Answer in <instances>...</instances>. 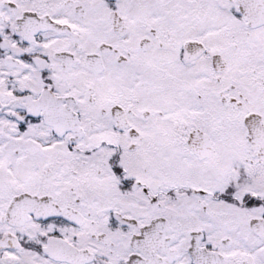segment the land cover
<instances>
[{"label": "snow or ice", "instance_id": "obj_1", "mask_svg": "<svg viewBox=\"0 0 264 264\" xmlns=\"http://www.w3.org/2000/svg\"><path fill=\"white\" fill-rule=\"evenodd\" d=\"M0 264H264V0H0Z\"/></svg>", "mask_w": 264, "mask_h": 264}]
</instances>
